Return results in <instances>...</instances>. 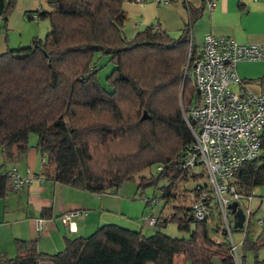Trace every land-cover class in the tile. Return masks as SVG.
Listing matches in <instances>:
<instances>
[{"label":"trees","instance_id":"1","mask_svg":"<svg viewBox=\"0 0 264 264\" xmlns=\"http://www.w3.org/2000/svg\"><path fill=\"white\" fill-rule=\"evenodd\" d=\"M43 1L46 9L27 17L47 19L44 38L0 54V199L14 192L8 172L24 162L28 135L34 134V149L44 157L37 175L45 180L94 196L113 195L136 180L139 197L150 187L159 193L145 198V205L160 201L169 209L154 217L157 230L150 235L103 224L88 236L65 239L53 254L18 240L15 255L0 254V264H235L216 207H208L203 221L193 217L189 197L209 190L201 168H186L182 160L193 144L183 114L196 99L184 67L188 47L194 49L190 26L203 6L189 10V23L176 38L159 26L126 38L123 0ZM14 4L0 0L1 19ZM101 59L111 65L103 84L97 79ZM260 139L259 157L228 181L243 196L264 185ZM152 166L156 175H144ZM188 181L197 184L179 187ZM39 217L48 219L50 209ZM166 223L188 237L166 236L160 231ZM253 225L252 212L237 248L240 264L247 253L258 264L257 251L264 247V233L251 236Z\"/></svg>","mask_w":264,"mask_h":264},{"label":"crops","instance_id":"2","mask_svg":"<svg viewBox=\"0 0 264 264\" xmlns=\"http://www.w3.org/2000/svg\"><path fill=\"white\" fill-rule=\"evenodd\" d=\"M150 1L144 4L122 1L121 7L132 32L159 26L170 38H176L189 23V10L193 13L202 5L200 17L190 26L189 35L194 50L201 46L205 35L230 38L238 44H264V1L216 0L210 11L204 8L201 0H191V3L187 0H182V3L180 0H167L165 5L152 4ZM7 45L0 29V54L7 50ZM254 63L259 66L246 68L243 63L236 64L235 73L246 89L255 94L263 93L264 62ZM261 136H264V129ZM31 147L24 162L15 167L18 174L29 179V182L0 199V254L13 257L16 253L14 242L18 240L32 241L37 251L53 254L63 248L65 239L88 236L100 225L113 224L127 228L132 224L127 222L133 217H126V208L129 201L137 202L134 199L137 198L136 184H126V190L119 191L120 195L117 192L100 196L61 186L37 175L40 171V156L34 145ZM248 207L250 213L253 212L251 236L255 238L264 233V197H253ZM132 208L130 215L135 216L141 204L137 202ZM42 209H50L48 219H38ZM67 213L75 215L64 224L60 219ZM139 216L141 226L137 230L142 232L146 224L144 211ZM149 216L153 217V212ZM37 220L42 221L40 230L36 229ZM242 238L240 234L234 241L237 248ZM256 258L258 264H264V247L257 251ZM243 264H254L250 253L245 255Z\"/></svg>","mask_w":264,"mask_h":264},{"label":"built area","instance_id":"3","mask_svg":"<svg viewBox=\"0 0 264 264\" xmlns=\"http://www.w3.org/2000/svg\"><path fill=\"white\" fill-rule=\"evenodd\" d=\"M126 1L136 4L148 2ZM201 1L204 8L210 11L216 0ZM150 2L167 4V0ZM254 62H264V44H238L230 38L205 35L197 50L192 52L188 47L184 67V75L188 70V77L193 81L196 99L188 106L186 115L183 114L193 144L182 160L186 168H201L209 190L206 193L198 191L197 197H189L193 217L203 221L209 216L208 207H216L235 264H240L238 245L232 239L233 219L227 207L236 203L242 210V238L253 194H238L228 181L238 167L259 157L260 137L264 129V92L255 94L246 89L236 76L235 66ZM235 86H239L237 90ZM43 163L44 157H40V169ZM8 177L13 191L29 182L15 168L8 172ZM39 182L42 183L41 180ZM74 215L69 214L60 220L66 223ZM144 221L150 227L155 224V219L150 216ZM37 223L36 229L40 230V221Z\"/></svg>","mask_w":264,"mask_h":264},{"label":"rangeland","instance_id":"4","mask_svg":"<svg viewBox=\"0 0 264 264\" xmlns=\"http://www.w3.org/2000/svg\"><path fill=\"white\" fill-rule=\"evenodd\" d=\"M171 1H174V0H171ZM180 1L182 3V0H180ZM187 1L189 3H191V0H187ZM152 4H154V3H152ZM38 9H42V10L46 9V4L44 3L43 0H15V4H14L13 8L7 14V17L5 19L0 18V29L3 32V35L6 37V41L8 42V45L6 47L7 49H12V48L21 47V46H27V45H29L32 38H38V39L44 38L45 34L47 33L48 26H49L47 19L29 20L27 17L28 13L24 12L27 10L35 11ZM31 14H32V16H35L33 13H29V15H31ZM129 26L130 25H129L128 20H127L124 23V27H123V33H124L126 38H131L136 33V32H132L129 29ZM100 64L103 66H101L97 72V79L101 82V84H103L104 77L110 71L111 65L108 62H106L105 59H101ZM243 64H244V67H246V68H252V67L257 68L259 66L257 63H243ZM251 79H254V78H251ZM235 89L237 90V88H235ZM35 142H36L35 135L29 134L28 135V150L30 148H32L31 146L35 145ZM196 169L198 170L200 168L196 167ZM156 173H157L156 167L152 166L146 172L145 175L152 174L155 176ZM22 178H24V177H22ZM25 179H27V178H25ZM38 181H40V180H38ZM199 182H200V184H202L203 180H200ZM129 183H131L134 186L136 184V183H133V181L124 182L117 189L116 193L118 192V194L120 195L119 191H121V190L125 191L126 187H124V186L126 184H129ZM195 184H197V183L188 181L185 183H179V187L185 188V189H187L189 187L193 188L195 186ZM159 185L164 186L165 183L163 182V183H160ZM252 194H253V197H260V196L264 197V185L263 186H257L255 188H253ZM139 195L140 194L137 193V198H134L137 202H139L141 204L140 211L138 212V210H137L138 214H136L135 216L130 215L132 213L133 204H137V202L133 203V202L128 200L129 203H128L127 208H126V213H127L126 217L127 218L133 217V218H130V219H132L131 221H127V222L129 224L130 223H132V224L127 228L122 227V226H119V227L131 230V231H139L137 229L141 226L140 220H139V218H140L139 214L141 211H144V215H146L144 218H146L149 216L150 212H153V217H155L158 215V213H159V211H161V209H163V214L169 209V206H167L165 208L164 204L160 201H158L157 204L152 203L151 207H147L144 204L145 198H151L152 196L155 195V198L157 199L159 196V193H157V191L154 192L152 187L144 190V193L142 194L141 199H140ZM69 214H72V213L64 214L61 217V219L64 216H67ZM37 221H40V220H37ZM37 221H36V226L38 224ZM39 224L41 225L42 222L40 221ZM64 224H66V223H64ZM133 225H135V226H133ZM144 227L145 228L142 231V234H144V235L153 234L157 230V228L154 225L152 227H150V226H147L145 224ZM160 231L163 234H165L166 236H169L172 238L186 239L188 237V233L178 231L176 229V226L174 223H166L164 228H162ZM231 235H232L233 241H235L240 236V234L238 232H232ZM50 254H52V253H50ZM186 264H190L189 261H187Z\"/></svg>","mask_w":264,"mask_h":264},{"label":"water","instance_id":"5","mask_svg":"<svg viewBox=\"0 0 264 264\" xmlns=\"http://www.w3.org/2000/svg\"><path fill=\"white\" fill-rule=\"evenodd\" d=\"M144 118H145V113L142 114L141 119L143 120ZM227 208L230 211V214L233 219L232 229L241 230L242 224L244 222V215L242 213V210L237 207L236 203L229 204Z\"/></svg>","mask_w":264,"mask_h":264},{"label":"flooded vegetation","instance_id":"6","mask_svg":"<svg viewBox=\"0 0 264 264\" xmlns=\"http://www.w3.org/2000/svg\"><path fill=\"white\" fill-rule=\"evenodd\" d=\"M232 217V216H231Z\"/></svg>","mask_w":264,"mask_h":264}]
</instances>
